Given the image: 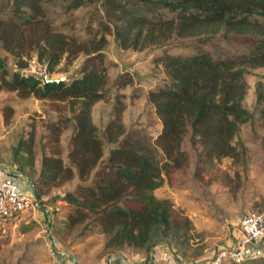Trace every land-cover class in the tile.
Here are the masks:
<instances>
[{
    "label": "trees",
    "instance_id": "obj_1",
    "mask_svg": "<svg viewBox=\"0 0 264 264\" xmlns=\"http://www.w3.org/2000/svg\"><path fill=\"white\" fill-rule=\"evenodd\" d=\"M89 1L100 4L98 13L104 22L99 32L81 40L63 31L65 24L55 26L50 21L44 8L47 0H0V47L19 69L34 57L54 74L63 61L69 67L85 57L76 76L44 86L22 71L10 72L0 58V93L48 102L61 114L47 126L45 150L54 147V152L45 151L41 172V183L46 185L64 175L81 181L63 198L68 210L61 230L71 235L87 224L99 226L110 238L109 247L134 248L151 257L159 244L153 242L155 233L160 231L167 239L190 229L188 220L179 223L172 218L169 202L156 193L165 184L174 189L185 186L193 167L200 176L225 158L241 161L246 152L239 133L252 115L244 105L248 82L243 67H264V0ZM84 2L75 0L69 10ZM219 29H224L223 36H207ZM108 33L122 50L159 52L154 65L166 77L149 92L143 114H154L158 129L146 122L127 130L126 96L120 91L135 86L129 73L116 79L112 119L105 131L95 124V105L108 101L110 95ZM204 35L198 44L187 42ZM235 48H245L248 54L234 56ZM64 105L69 115L59 112ZM1 112L9 125L13 106L5 103ZM67 129L72 131L68 162L60 147ZM109 145L114 148L106 158ZM33 188L40 195L36 182ZM259 261L264 259L248 262Z\"/></svg>",
    "mask_w": 264,
    "mask_h": 264
},
{
    "label": "rangeland",
    "instance_id": "obj_2",
    "mask_svg": "<svg viewBox=\"0 0 264 264\" xmlns=\"http://www.w3.org/2000/svg\"><path fill=\"white\" fill-rule=\"evenodd\" d=\"M74 1L47 0L44 8L55 26L65 24L63 31L84 40L90 33L101 30L104 20L98 13L101 11L100 4L84 0L80 8L70 11ZM3 12L7 13L9 10L3 9ZM214 32L207 36L218 37L225 34L224 29ZM247 35L263 38L252 32ZM207 36L192 38L187 42L199 43V40ZM107 38L105 52L108 58L110 95L108 101L95 105V124L102 132L105 131L112 119L114 97L117 94L114 86L116 79L121 74L129 73L135 80V86L120 91L126 96L123 121L128 127L127 130L131 131L134 126L146 122H152V129H158L157 117L154 114L144 117L143 114L148 109L149 92L166 77L162 69L154 65V58L159 52L153 48L142 52L122 50L113 34L108 33ZM177 51L187 53L184 49ZM214 52L217 53L218 50L214 49ZM233 54L246 55L248 50L235 48ZM0 58L5 61L10 72L19 70L29 74L27 67L34 57L27 59L26 68L22 70L1 47ZM84 62L85 57H80L68 67L63 61L55 69L52 79L67 80L76 76ZM243 68L248 82L244 105L252 115V119L239 133L246 152L241 161L225 158L216 163L213 169L206 167L200 176L195 175L193 167L186 176L188 182L185 186L174 189L165 184L156 193L158 199L169 202L172 218L179 223L188 220L190 229L187 232H174L167 239H163L160 231L155 233L153 242L159 244L151 257L134 248L109 247L107 243L110 238L102 233L99 226L87 224L71 235L61 230L65 226L68 210V204L63 198L81 183L78 178L68 180L65 175L53 184L41 183L45 151L48 155L54 152V147L45 150L47 126L61 114L56 111V105L48 102L34 98L21 100L16 93L1 92L0 168L7 170L21 182L25 190L31 189L29 192L36 199V211L23 214L18 223H0V264H148L155 255L162 254L180 264L205 261L230 248L239 235L240 221L248 215L264 213V67ZM135 90L138 92L135 93ZM5 103H9L15 110L9 125H6L1 112ZM58 109L60 113L68 112L66 105ZM71 136V129H67L61 137L62 158L66 162ZM22 143L25 146L21 149ZM106 148L107 158L114 147L109 145ZM35 182L40 189V195L34 191ZM161 264L169 262L165 260ZM246 264H264V261Z\"/></svg>",
    "mask_w": 264,
    "mask_h": 264
},
{
    "label": "built area",
    "instance_id": "obj_3",
    "mask_svg": "<svg viewBox=\"0 0 264 264\" xmlns=\"http://www.w3.org/2000/svg\"><path fill=\"white\" fill-rule=\"evenodd\" d=\"M27 71L39 79L42 86L53 78L49 66L37 58L29 62ZM30 211H36L34 196L7 170L0 168V223H18L21 216ZM261 259H264V213H256L240 221L239 235L230 248L205 261L180 264H244Z\"/></svg>",
    "mask_w": 264,
    "mask_h": 264
},
{
    "label": "crops",
    "instance_id": "obj_4",
    "mask_svg": "<svg viewBox=\"0 0 264 264\" xmlns=\"http://www.w3.org/2000/svg\"><path fill=\"white\" fill-rule=\"evenodd\" d=\"M18 183L20 184L21 187H23L21 185V182H18ZM28 191H31V189H29ZM165 260L168 261L169 264H175V261L174 260H172L171 258H168L167 256H165L163 254H162V256L155 255V258L151 259V261H149L148 264H161L162 261H165Z\"/></svg>",
    "mask_w": 264,
    "mask_h": 264
},
{
    "label": "water",
    "instance_id": "obj_5",
    "mask_svg": "<svg viewBox=\"0 0 264 264\" xmlns=\"http://www.w3.org/2000/svg\"><path fill=\"white\" fill-rule=\"evenodd\" d=\"M63 81H66V79H64V78H61V79H51L49 82L60 83V82H63Z\"/></svg>",
    "mask_w": 264,
    "mask_h": 264
}]
</instances>
